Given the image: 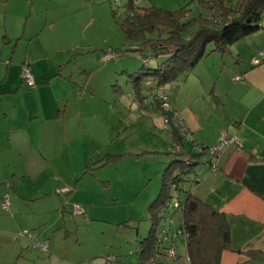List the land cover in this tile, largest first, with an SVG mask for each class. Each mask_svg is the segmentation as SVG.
<instances>
[{
	"label": "crops",
	"instance_id": "1",
	"mask_svg": "<svg viewBox=\"0 0 264 264\" xmlns=\"http://www.w3.org/2000/svg\"><path fill=\"white\" fill-rule=\"evenodd\" d=\"M87 1L0 0V264L76 261L79 257L72 245L82 243L70 236L80 226L69 219L75 217L73 205L90 216L92 207H108L117 200L112 197L106 203L90 189L97 182L94 172L109 163V154L95 159L100 151L88 144L92 138L81 139L89 138L90 120L96 117L81 108L96 95L90 74L95 64L109 66L98 62L97 56L106 61L101 53L106 43L110 46L109 39L102 45L92 41L97 19H107L103 6L96 10ZM211 49L180 82L158 88L197 144L214 146L222 132L239 138L240 148H226L215 171L202 164L195 167L202 179L191 193L228 222L230 246L222 251L219 264H264V56L259 55L264 52V20L257 31L230 45L227 53ZM24 61L35 82L30 88L21 78ZM119 62L114 63V71L126 70ZM142 107L145 113L155 111L153 105ZM154 122L165 128L162 120ZM75 127L81 133L68 137ZM169 137L171 143L170 133ZM186 147L191 149L189 143ZM50 168L57 178L54 184L39 177ZM39 178L47 179L38 183ZM98 183L105 191L110 180ZM43 184L50 187L42 189ZM63 187L71 188L67 193L56 191ZM166 212L156 234L166 230L162 246L174 244L179 257L176 251L181 245L186 260L183 235L171 239L172 233L184 232L182 212L170 208ZM88 216L81 219L87 226L92 224ZM24 231L32 233L35 241L47 240L46 250L35 247ZM143 238L136 241L138 252ZM94 250L98 253L90 260L104 255L99 248ZM121 255H114V261Z\"/></svg>",
	"mask_w": 264,
	"mask_h": 264
},
{
	"label": "rangeland",
	"instance_id": "2",
	"mask_svg": "<svg viewBox=\"0 0 264 264\" xmlns=\"http://www.w3.org/2000/svg\"><path fill=\"white\" fill-rule=\"evenodd\" d=\"M87 2H93L96 10L103 6L105 8V18L107 19H97L92 41L95 44L100 43L102 45L104 39H109L110 46L106 43L105 49L106 51L116 52V57L108 60L103 59L106 61L101 62L98 59L100 55L97 56L98 62L108 63L109 66L95 64L90 74L91 80L89 83L93 86L97 96L88 97L90 98L89 103H84L81 108L92 111L96 117L90 120L93 128L89 132V138L82 137L81 139L88 141L87 139L92 138L88 144H92L93 149L100 151V153L95 154V159H98L96 157L100 155L109 154L107 156L109 163L94 172L93 178H96L97 182L92 187L90 186V189L97 192V198L106 203L112 197L117 200L108 207H92L90 216H88V213H73L75 217L70 216L73 218H69L70 220L80 224L78 232L70 234L71 239L78 238L82 245L80 247L79 245L77 247L72 245V252L79 258L76 261H68L67 263L138 264L136 241L146 237L149 233L151 222L149 220L150 213L147 209L149 203L157 197L161 183L160 175H162L167 165L164 162L166 159L170 161L175 155L165 153L170 145L167 126L165 125L163 129L156 126L157 124L154 122L156 119L164 121L163 117L155 111H146L145 113V109L138 104V100L133 96V81L130 75L137 77L141 74L144 83L146 80H150V85H144L143 83L142 90L144 94L154 93L158 89L157 81L151 76L143 74L142 72L145 70L142 69L157 67V64L163 58H156L148 48L140 51L134 50L135 42L126 39L120 27L115 23L111 10H114L117 15L123 18L127 11V0H88ZM140 5H154L168 11H175L181 6H185L189 14L194 15L196 9L199 8V0H140ZM108 46L109 48H107ZM211 48L212 44L206 45V53ZM96 54H99V52H96ZM145 56L147 62L143 64V57ZM212 58H210L211 61ZM118 60L126 66V70L118 68L117 71H114V63ZM154 117L157 118L154 119ZM80 133V130L75 127L67 135L72 138ZM113 153L125 154L111 156ZM115 159H119V161L114 162ZM160 167H163L162 170ZM51 171L50 168L39 177H48V179H52L49 180V183L54 184L57 178L51 174ZM41 178H39L38 183L47 179ZM103 179L110 180V184L105 187V191L100 190L101 185L98 183ZM92 183L94 182L91 181ZM49 187L43 184L42 189ZM182 195L185 198L186 194L182 193ZM173 201L171 200V202ZM86 216L90 219H87V221L92 222L91 225L87 226L82 222L81 219ZM71 226L74 231L75 225ZM30 234L27 232L26 237L32 240L33 245L35 242H39V240L35 241L34 236L32 235V237ZM68 242L71 243V241ZM180 246L176 251L179 257L172 258L173 262L174 264H187L184 261V252ZM98 248L100 253L104 252V255L101 254L102 256L90 260L89 258L93 256L94 252L98 253L94 250ZM118 252H121L122 255L119 256L117 261H114V255ZM44 256H47V254ZM109 257L112 258L111 261L107 259Z\"/></svg>",
	"mask_w": 264,
	"mask_h": 264
},
{
	"label": "trees",
	"instance_id": "3",
	"mask_svg": "<svg viewBox=\"0 0 264 264\" xmlns=\"http://www.w3.org/2000/svg\"><path fill=\"white\" fill-rule=\"evenodd\" d=\"M126 5L123 18L114 10H111L112 17L125 38L135 42L134 50L148 48L156 58H163L157 67L142 69L145 70L143 74L157 81L158 87L185 78L206 55V45L212 44V51L225 54L235 41L257 31L264 20V0H199V8L194 15H190L185 6L168 11L154 5L141 6L140 0H127ZM146 62L145 56L143 64ZM130 76L132 93L139 105H153L162 117L169 118L173 114L175 109L166 100V95L165 99L157 98L156 92L160 88L145 96L142 94V75ZM144 85H150V80H146ZM164 101L168 107L163 106ZM164 124L171 134V143L165 153L175 157L165 166L158 195L149 205L151 225L148 235L140 241L139 263L174 264V258L167 256L166 247L158 241L156 229L164 219L167 203L178 199L189 258L184 261L187 264H219L222 251L230 246L228 222L223 214L191 193V187L202 179L195 172V167L202 164L210 171L207 165L211 160L204 152L208 146L186 139L182 133L184 122L182 127L172 125L170 121ZM188 143L191 149L186 147ZM91 164L89 162L88 170ZM182 193L186 194L185 198L184 195L183 198L178 197Z\"/></svg>",
	"mask_w": 264,
	"mask_h": 264
},
{
	"label": "built area",
	"instance_id": "4",
	"mask_svg": "<svg viewBox=\"0 0 264 264\" xmlns=\"http://www.w3.org/2000/svg\"><path fill=\"white\" fill-rule=\"evenodd\" d=\"M259 55L260 56H264V52H261ZM114 57H116V53L112 52V51H106L103 54V59H106V60L114 58ZM257 61L258 60H256V62ZM6 63H7V61H6ZM21 78H22V81L25 83V85L28 88L35 86V82H34L32 73L30 71L29 64L26 61H24L21 64ZM157 98L158 99H162V98L165 99L164 92L163 91H158L157 92ZM163 106L168 107L169 104L166 101H164L163 102ZM169 118L168 117H163L164 122L168 123L170 121L172 123V125H175V126L177 125L179 127L183 126V119H182L180 113L177 110H174L173 114ZM182 133H183V135H184V137L186 139L193 140V138L191 137L189 132L183 130ZM229 146H234L235 148H240V146H241L240 145V140L237 137V135H235V134L234 135H228L226 132H222L220 134L218 143L216 145H214V146L208 147L204 151L206 153L207 158H209L211 160L210 164L207 165L209 167L210 171H215L217 169V167H218V165H217L218 156L226 148H228ZM176 149H178V147H176ZM68 190H69L68 188L63 187V188L58 189L56 191L59 192V193H67ZM7 204H8V201H7V195H6L4 200H3V202H2V204H1L2 208L6 209L7 208ZM167 205H168L167 209L170 208V209L181 210L180 201L173 202V204H172L173 206L169 202L167 203ZM73 212H74V214H81L83 212V210H82L80 205L75 204V205H73ZM24 233H27V232L24 231ZM165 233H166V230H163L159 234H157V239H158L159 242H162V240L166 239V235H164ZM179 235H183L182 237L185 238V233L181 232V231H178V232H174V233L171 234V239L173 240L176 236H179ZM47 245H48V241L47 240H43V241H40V242H35V244H34L35 247H38L42 251L46 250ZM164 251H165V253L167 254L168 257H170V258H175L176 257L175 245L174 244H172L170 247L166 248ZM185 258H186V260H189L188 256H186ZM107 259L109 261L112 260V258H110V257L107 258Z\"/></svg>",
	"mask_w": 264,
	"mask_h": 264
}]
</instances>
